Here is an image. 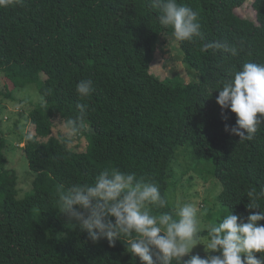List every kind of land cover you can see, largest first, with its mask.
Wrapping results in <instances>:
<instances>
[{"label": "trees", "instance_id": "1", "mask_svg": "<svg viewBox=\"0 0 264 264\" xmlns=\"http://www.w3.org/2000/svg\"><path fill=\"white\" fill-rule=\"evenodd\" d=\"M248 1L178 0L198 13L203 35L180 41L184 61L198 74L187 83L151 71L161 36L172 29L159 24L148 0H23L0 7L6 82L0 93L14 98L35 84L40 94L29 112L35 133L23 148L34 173L23 197L18 173L8 168L0 123V264H140L123 241L94 243L68 221L59 191L118 168L159 185L168 203L153 208L154 214L174 212L168 195L177 184L170 182L176 177L173 163L187 143L189 152H183L190 158L214 161L202 172L222 185L221 218L259 211L246 207L251 189L264 209V123L253 140L240 142L225 131L236 114L225 110L227 119L222 117L215 90L245 62L264 63V0L251 2L255 19L237 11ZM213 41L236 46L238 55L201 50ZM82 79L93 82L87 98L75 91ZM80 104L87 107L75 132L88 145L74 148L70 139L54 136L53 128L57 117L65 123L76 118Z\"/></svg>", "mask_w": 264, "mask_h": 264}, {"label": "clouds", "instance_id": "2", "mask_svg": "<svg viewBox=\"0 0 264 264\" xmlns=\"http://www.w3.org/2000/svg\"><path fill=\"white\" fill-rule=\"evenodd\" d=\"M23 0H0V7L22 5ZM158 16L159 24L172 29L177 41H193L200 37L198 13L178 0H148ZM222 50L232 56L238 48L228 42L213 41L203 45L202 51ZM93 82L82 79L75 85L80 98L93 92ZM216 101L225 119V110L236 114L234 125L225 124V131L237 135L239 141H251L264 123V63L245 62L233 70L229 78L216 88ZM85 104L78 105L80 113L69 118L64 127L65 139H70L82 124ZM258 114H260L258 116ZM28 140L33 139L26 135ZM250 202L247 217L233 213L217 218L219 223L202 227L197 208L191 202H177L174 212L154 214L153 208L163 209L167 200L156 182L138 179L134 172L118 168L99 172L91 183L72 184L59 191L60 211L74 222L81 232H87L92 242L107 239L112 246L118 240L127 251L139 258L140 264H264V209L260 208L255 189L247 192ZM201 231L206 232L203 244L205 256L192 254ZM218 253V254H214ZM260 253L259 257L256 255Z\"/></svg>", "mask_w": 264, "mask_h": 264}, {"label": "rangeland", "instance_id": "3", "mask_svg": "<svg viewBox=\"0 0 264 264\" xmlns=\"http://www.w3.org/2000/svg\"><path fill=\"white\" fill-rule=\"evenodd\" d=\"M249 0L238 13L244 17L255 19V12ZM151 71L161 77H176L179 81L189 82L198 80L197 71L191 68L183 59V52L180 48V41H177L172 33H165L161 36L159 48L157 49L155 60L151 65ZM5 74L0 70V91L4 89ZM40 100V94L35 84L16 91L14 98H8L0 93V123L4 135L8 141L5 154L9 160L8 168L16 170L19 176V196L23 197L31 188L34 173L30 169L29 161L24 153L26 135H34L35 127L30 119V110L34 104ZM65 121L57 117L55 119L53 135L65 137L67 129L64 127ZM71 146L82 148L88 145V138L74 132L70 138ZM190 143L180 148L182 152L174 160V172L176 177L171 178L170 182H177L175 188L168 190L170 203L176 206L177 202H191L197 208L198 218L202 227L208 223H214L221 218L217 210L220 207L218 195L222 189L221 183L212 175L205 173L203 168H211L213 160L198 162L193 157H189L183 151L189 152ZM201 162H210L207 165ZM209 211V212H208ZM217 213V214H216ZM207 235H201L198 244L192 253H204L203 244L206 242ZM218 254V253H214Z\"/></svg>", "mask_w": 264, "mask_h": 264}]
</instances>
